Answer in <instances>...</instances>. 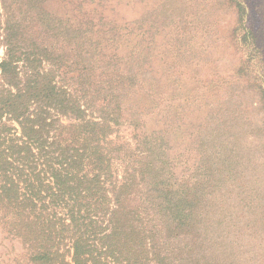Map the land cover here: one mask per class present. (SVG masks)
Here are the masks:
<instances>
[{"label":"trees","instance_id":"trees-1","mask_svg":"<svg viewBox=\"0 0 264 264\" xmlns=\"http://www.w3.org/2000/svg\"><path fill=\"white\" fill-rule=\"evenodd\" d=\"M0 10V227L28 247L15 264H227L124 108L130 78H97L96 41L74 52L82 32L39 0Z\"/></svg>","mask_w":264,"mask_h":264},{"label":"rangeland","instance_id":"rangeland-1","mask_svg":"<svg viewBox=\"0 0 264 264\" xmlns=\"http://www.w3.org/2000/svg\"><path fill=\"white\" fill-rule=\"evenodd\" d=\"M39 5L62 31L82 32L71 31L74 52L80 40L96 41L97 78H130L124 108L137 112L140 135L159 142L168 181L187 194L184 206L202 238L216 242L215 255L264 264V0ZM131 134L120 127L121 138ZM160 157L153 154L158 166ZM26 252L0 227V264L22 262Z\"/></svg>","mask_w":264,"mask_h":264}]
</instances>
